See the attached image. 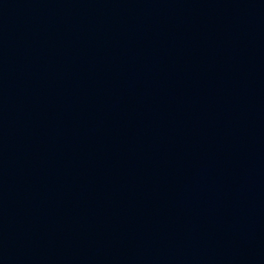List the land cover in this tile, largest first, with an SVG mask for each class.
Wrapping results in <instances>:
<instances>
[{"label": "water", "instance_id": "1", "mask_svg": "<svg viewBox=\"0 0 264 264\" xmlns=\"http://www.w3.org/2000/svg\"><path fill=\"white\" fill-rule=\"evenodd\" d=\"M0 264H264V0H0Z\"/></svg>", "mask_w": 264, "mask_h": 264}]
</instances>
